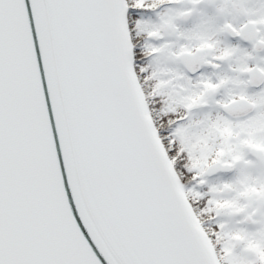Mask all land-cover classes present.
Masks as SVG:
<instances>
[{
  "label": "snow or ice",
  "instance_id": "obj_1",
  "mask_svg": "<svg viewBox=\"0 0 264 264\" xmlns=\"http://www.w3.org/2000/svg\"><path fill=\"white\" fill-rule=\"evenodd\" d=\"M0 264H264V0H0Z\"/></svg>",
  "mask_w": 264,
  "mask_h": 264
}]
</instances>
